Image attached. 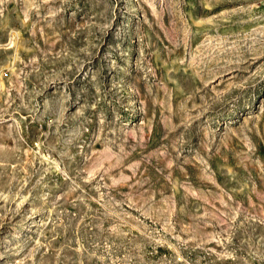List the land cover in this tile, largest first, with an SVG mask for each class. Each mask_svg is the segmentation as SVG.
Here are the masks:
<instances>
[{
	"label": "rangeland",
	"instance_id": "374dc122",
	"mask_svg": "<svg viewBox=\"0 0 264 264\" xmlns=\"http://www.w3.org/2000/svg\"><path fill=\"white\" fill-rule=\"evenodd\" d=\"M0 264H264V0H0Z\"/></svg>",
	"mask_w": 264,
	"mask_h": 264
}]
</instances>
